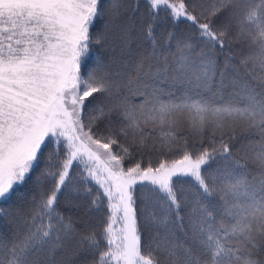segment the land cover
Segmentation results:
<instances>
[{
  "label": "snow or ice",
  "instance_id": "6c2138e0",
  "mask_svg": "<svg viewBox=\"0 0 264 264\" xmlns=\"http://www.w3.org/2000/svg\"><path fill=\"white\" fill-rule=\"evenodd\" d=\"M144 3L0 0V264H264V0Z\"/></svg>",
  "mask_w": 264,
  "mask_h": 264
},
{
  "label": "trees",
  "instance_id": "16d2710c",
  "mask_svg": "<svg viewBox=\"0 0 264 264\" xmlns=\"http://www.w3.org/2000/svg\"><path fill=\"white\" fill-rule=\"evenodd\" d=\"M124 3L135 7V6H139L140 11L138 13H136V16L138 17V23L136 26V32L135 35L132 38V46L135 48L137 44H141L142 47L140 50H150L151 49V44L144 42L141 39V31H140V25H139V20L140 19H145L146 18V11H147V6L144 3V0H124ZM164 16V13L161 12V17ZM101 24V21H97V25L96 28L93 29V34L95 35L96 31L99 29ZM183 26H181L182 29ZM171 26L170 24H165L163 22L159 23L155 29V38L158 42H160V44H166L167 43V32L170 30ZM174 44V42H173ZM102 56H106V52L104 51V46L101 44H96L93 43L91 45V54L89 56V59L87 61V67H91L95 61L97 60V58L102 57ZM161 87L168 89L169 85L167 83L162 84ZM139 97L135 98L133 100L134 103H139L140 102ZM237 146H239V141L237 142ZM205 147H210L207 142H205ZM180 153L177 152L174 155L170 156L171 158H179ZM140 157L136 156L134 157L132 160H128L125 161V167L131 166L132 164H134L137 160H139ZM160 160V157L158 156H153L152 158V163L153 165H158ZM147 158L144 159L143 161V165L147 166ZM23 191V190H21ZM89 202V199L87 197H84L83 195L80 196H75L74 195V199L72 201V203H68L64 200L63 197L60 198V203H59V210L66 216H72L73 219H78L82 216L87 203ZM12 203V202H9ZM79 205L78 207L76 205ZM7 224L0 222V233H4L7 231ZM90 258V257H89ZM83 259L82 256H77L75 258L74 264H79L80 260Z\"/></svg>",
  "mask_w": 264,
  "mask_h": 264
}]
</instances>
